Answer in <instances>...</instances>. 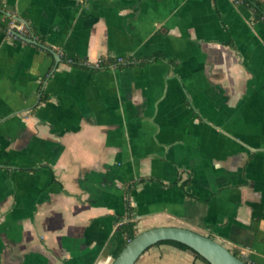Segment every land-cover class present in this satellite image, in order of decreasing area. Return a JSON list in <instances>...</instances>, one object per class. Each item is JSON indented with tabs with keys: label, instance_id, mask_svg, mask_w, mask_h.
Listing matches in <instances>:
<instances>
[{
	"label": "crops",
	"instance_id": "1",
	"mask_svg": "<svg viewBox=\"0 0 264 264\" xmlns=\"http://www.w3.org/2000/svg\"><path fill=\"white\" fill-rule=\"evenodd\" d=\"M0 9L45 40L0 29V264H112L131 220L138 233L186 227L264 264V22L250 8L0 0ZM61 54L129 63L93 71ZM135 264L205 263L160 242Z\"/></svg>",
	"mask_w": 264,
	"mask_h": 264
},
{
	"label": "water",
	"instance_id": "2",
	"mask_svg": "<svg viewBox=\"0 0 264 264\" xmlns=\"http://www.w3.org/2000/svg\"><path fill=\"white\" fill-rule=\"evenodd\" d=\"M24 41L34 42L23 34H18ZM60 59L59 55L56 54ZM165 240L181 242L196 251L211 264H249L236 256L225 244L186 227L160 226L139 232L130 239L112 264H135L140 256L152 245Z\"/></svg>",
	"mask_w": 264,
	"mask_h": 264
},
{
	"label": "trees",
	"instance_id": "3",
	"mask_svg": "<svg viewBox=\"0 0 264 264\" xmlns=\"http://www.w3.org/2000/svg\"><path fill=\"white\" fill-rule=\"evenodd\" d=\"M234 1L237 4H243V5L247 6L248 8H250L253 12L254 19L261 20L264 22V0H234ZM11 20H12V18L10 16L6 15L4 12H2L0 9V29L2 31H4L6 34H7ZM33 31H34L33 29L32 30L29 29V32L25 33V36H28L29 38L36 40L37 46L40 48H43V46L45 45L44 38L40 35L38 37H36L37 33L35 34V33H33ZM61 56H62V60L69 63V64L81 65L82 67H85V68L93 70V71H97L99 69H104V68H111V67H122V66L128 65V63H129V60H128L129 58L122 57V56L117 57V56L105 55V56H102L96 63H89L88 61L85 63H82V62L78 61L77 59H68L63 54H61ZM156 58H158V57L145 58V59H142V60L137 61V62H139V64H144L146 62L155 60ZM134 63H136V62H134ZM126 202H127L128 211L130 213V200H129V198L126 200ZM120 230L127 237V242L130 239L134 238L138 234L136 222L133 220L122 223L120 225ZM161 242H169V243L181 246V247L190 248L187 245H185L181 242H178V241H174V240H165V241H161ZM232 252L236 256L242 258L238 251H232ZM194 253L197 256V258H199L205 264H211L206 258H204L202 255H200L196 251H194ZM246 262H248V261H246ZM248 263L251 264L250 262H248Z\"/></svg>",
	"mask_w": 264,
	"mask_h": 264
},
{
	"label": "built area",
	"instance_id": "4",
	"mask_svg": "<svg viewBox=\"0 0 264 264\" xmlns=\"http://www.w3.org/2000/svg\"><path fill=\"white\" fill-rule=\"evenodd\" d=\"M12 20L9 24L7 31V36L10 40L19 39L18 34H23L29 32L30 26L26 21L18 20L17 18L11 16Z\"/></svg>",
	"mask_w": 264,
	"mask_h": 264
},
{
	"label": "rangeland",
	"instance_id": "5",
	"mask_svg": "<svg viewBox=\"0 0 264 264\" xmlns=\"http://www.w3.org/2000/svg\"><path fill=\"white\" fill-rule=\"evenodd\" d=\"M143 229V228H142Z\"/></svg>",
	"mask_w": 264,
	"mask_h": 264
}]
</instances>
